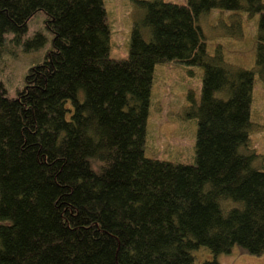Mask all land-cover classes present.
Returning a JSON list of instances; mask_svg holds the SVG:
<instances>
[{
  "label": "trees",
  "instance_id": "1",
  "mask_svg": "<svg viewBox=\"0 0 264 264\" xmlns=\"http://www.w3.org/2000/svg\"><path fill=\"white\" fill-rule=\"evenodd\" d=\"M134 3L142 16L115 61L103 0H0V47L38 12L51 34L15 96L0 83V264H194L201 247L214 257L234 246L264 253V170L240 151L253 72L208 56L197 25L211 9L259 13L264 64V2ZM44 42L36 33L26 48ZM167 61L203 69L194 164L143 153L153 70Z\"/></svg>",
  "mask_w": 264,
  "mask_h": 264
},
{
  "label": "rangeland",
  "instance_id": "2",
  "mask_svg": "<svg viewBox=\"0 0 264 264\" xmlns=\"http://www.w3.org/2000/svg\"><path fill=\"white\" fill-rule=\"evenodd\" d=\"M185 4L186 0H162ZM264 2V0H262ZM109 29L111 60L127 57L134 23L142 16L134 0H103ZM260 14L245 10L211 9L197 18L203 35L206 54L218 56L230 69L253 72V89L249 119L251 128L246 147L240 151L253 156V164L264 170V64L256 62L257 25ZM44 15L38 12L27 24V31L19 41L9 34L0 47V83L9 97L23 86L28 69L42 61L50 50L51 34L44 29ZM41 33L44 44L37 49L26 48V41ZM143 37L149 34L143 29ZM17 40V39H16ZM203 69L176 61L156 64L151 81L148 114L143 144L144 156L162 162L194 164L197 130V106L200 103ZM226 99L225 93H215ZM195 116H194V115ZM194 264L215 258L218 264H264V253L251 255L234 246L227 254L215 257L206 248L193 252Z\"/></svg>",
  "mask_w": 264,
  "mask_h": 264
}]
</instances>
